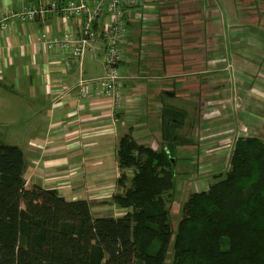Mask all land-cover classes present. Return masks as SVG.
I'll list each match as a JSON object with an SVG mask.
<instances>
[{
	"label": "crops",
	"instance_id": "1",
	"mask_svg": "<svg viewBox=\"0 0 264 264\" xmlns=\"http://www.w3.org/2000/svg\"><path fill=\"white\" fill-rule=\"evenodd\" d=\"M47 1L49 0H0V18L10 12H18L27 6ZM136 1L137 6L127 11L130 33L120 64L125 79L117 107L106 96L84 98L77 91L81 79L93 81L105 74L103 38L98 36L90 41L80 62H72L68 50L47 49L44 42L60 39L68 32L77 34V22H68L52 13H45L34 22L24 23L15 19L8 30L0 33V87L4 91L0 96V115L11 116L19 108L29 118L22 143L17 145L25 156L24 178L27 188L38 185L44 189L56 190L68 201L87 200L93 212L95 207L106 210L117 208L112 198L119 191V139L131 132L139 144L153 149L162 146V110L165 106L173 105L161 100L183 98L182 94L173 93L170 87L175 86L180 90L183 89L180 87L186 85V78H173L176 76L174 72L210 66L209 61L206 63L204 58V39L208 36L224 40L219 43L223 44V48L213 50L210 59L220 71L227 70L230 63L235 64L236 70L239 68L233 62L242 60L238 50L245 56L252 55L250 53L253 51L252 39L255 33L264 39V31H254L253 25L246 21L247 8L245 11L243 8L247 6L242 0ZM109 22L108 15L100 16L94 23L97 34ZM189 23L195 26L193 31L190 30ZM42 35H45V39L41 38ZM186 38H194L196 44L192 52L187 50L189 42L185 41ZM242 38L244 47L238 49L236 40ZM244 49L247 52L243 53ZM191 54L194 56L193 61L186 58ZM249 58L244 59L248 61ZM149 75L156 77L151 79ZM8 86L9 90L6 88ZM248 95L246 90L249 109L244 108L241 113L221 108L217 114L219 119L211 127L228 128L232 120L236 123L239 118L252 116L251 112L247 113L254 109L253 99ZM236 98L230 96V102L237 103ZM14 101L21 105H13ZM188 101L191 103L192 100L183 98L185 104ZM158 107H161L159 112ZM199 109L198 107V114ZM201 123L200 128L210 129L205 126V122ZM240 126L242 124L238 123L237 129L242 132ZM156 128L159 130L156 131ZM152 133L159 135L160 141L155 143L156 146L158 144L157 148L149 140ZM239 137L242 136H237L233 142ZM200 138H204V142L198 145L199 153H212L210 155L214 160L196 165L195 159L199 154L192 156V150L186 154L184 149L194 145L192 138L186 137L187 142L176 148L175 170L178 176L174 197L206 191L219 174L223 176L222 170L218 173L216 171L224 161L228 162L230 168L231 153H224V139H218L216 144L214 138ZM180 148L184 151L180 155L185 154L178 157ZM180 165L194 167L196 171H180L179 175ZM180 178H184V183L198 182V190L193 186L190 188L189 182L179 188L177 181ZM118 210L121 215L125 211L121 208Z\"/></svg>",
	"mask_w": 264,
	"mask_h": 264
},
{
	"label": "trees",
	"instance_id": "2",
	"mask_svg": "<svg viewBox=\"0 0 264 264\" xmlns=\"http://www.w3.org/2000/svg\"><path fill=\"white\" fill-rule=\"evenodd\" d=\"M161 115L159 149L131 132L119 139V217L27 188L23 151L0 143V264H165L169 253L171 264H264V142L237 138L229 170L181 204L174 227L176 148L187 142L178 130L191 115L173 106Z\"/></svg>",
	"mask_w": 264,
	"mask_h": 264
},
{
	"label": "rangeland",
	"instance_id": "3",
	"mask_svg": "<svg viewBox=\"0 0 264 264\" xmlns=\"http://www.w3.org/2000/svg\"><path fill=\"white\" fill-rule=\"evenodd\" d=\"M244 4H246L247 7L243 8L246 9V16H247V22L249 25H253L254 31L260 30L264 31V0H242ZM190 30L193 31L195 26L193 23H189ZM255 33V36H253V51L252 55L241 54L242 51L238 50V54L241 55L242 60L239 62H236L237 65H239L238 69H235V64H229L228 69L225 71H220L218 68L212 64L213 62L210 60L212 59V51L218 48H223V39H217L216 37L208 36L204 39V46L206 50L205 54V60L206 63L209 61V67L206 65L204 68H191L190 70L184 71H177L174 72V75H176L173 78H186V85H184L183 89L175 88V86L170 87L173 93L182 94L181 96H184L185 98H190V100H194V102L191 101L188 104L183 102L182 97H175L174 100L169 101L166 98H162L161 101L163 103H169L175 106L176 108H182L186 111L190 112L191 117L186 120L185 125L183 128H180L178 130V133L183 138H192L194 145L190 147H186L184 150L186 154L189 151L192 152V156H195L193 154H199L197 156V159L195 164H207L213 161L212 153H205L200 154L198 148V145L202 142H204V138L208 136V138H214L216 139V144H218V139H224V149L226 154H230L232 152L231 148L233 147V140L237 136L242 137H248V136H255L259 137L264 142V39L260 38V36ZM188 40V41H187ZM185 41L189 42V47H187L188 51H193V47L196 43H194V38H186ZM242 40H236V43L238 45V49H241V47H244ZM247 52L246 49L243 50V53ZM189 57L190 61H193L192 58L194 56H186V58ZM245 57H250L248 61H245ZM247 59V58H246ZM242 62V63H241ZM251 63V65H250ZM246 64L248 67H246ZM216 69H215V68ZM161 74V73H160ZM160 74H155L156 76H160ZM155 75L151 76L149 75L151 79H155ZM189 83V84H187ZM9 87V88H8ZM6 87L7 90L10 89V86ZM239 91H237L238 89ZM246 90H248L250 98L253 99V111H248L247 113L251 112L252 116L245 117V118H239L236 120V123L230 124V127L223 128V127H211L218 119H219V112L221 111V108L226 107V110L229 111H235L238 110L239 112H244V108H248V104L245 94ZM237 91V92H236ZM3 89L0 87V96L2 95ZM8 92V91H7ZM236 93V95H235ZM238 93V94H237ZM240 95V96H239ZM230 96L235 97L237 96L236 100L237 103L234 101L230 102ZM173 98V97H172ZM160 101V102H161ZM183 103H182V102ZM223 101V102H222ZM181 102V103H180ZM187 102V101H186ZM162 103V102H161ZM1 104V101H0ZM13 105H21L20 103L14 101ZM199 109V114L197 113V109ZM158 112L161 107H158ZM203 108V109H202ZM243 109V110H242ZM249 109V108H248ZM157 112V113H158ZM192 112V113H191ZM26 113L22 112L21 109H15L13 111V114L8 116H2L0 115V143L8 144V145H19L22 143L24 133L27 129L28 124L27 121H29L27 116H24ZM247 115V114H246ZM204 118V119H203ZM205 122V126H209V130L201 127V122ZM243 122V123H241ZM238 123L242 124V132L237 129ZM200 124V125H199ZM234 127V129H231ZM226 129H229L227 131ZM159 128H156V131H158ZM231 130V131H230ZM202 131V132H201ZM150 141L153 142L154 148L158 147L155 145L156 141L157 143L160 141L159 135H154L153 133L149 135ZM201 139V140H200ZM153 140V141H152ZM195 145L197 147H195ZM159 149V148H157ZM183 148L179 149L178 157L184 156L185 153L182 150ZM178 151V149H177ZM218 167L217 173L222 170V174L224 175L228 169L229 164L228 162H223L222 167ZM198 168V167H197ZM178 174L180 175V171H187L188 173H192L196 171V168L187 167L180 165L178 167ZM130 176V174H129ZM176 176L177 173H176ZM182 177V176H181ZM181 180L177 181V186L179 188L183 187L184 185H187L184 183V178H180ZM177 180V179H176ZM198 182L192 181L189 182L190 188L192 186L194 189L198 190V187H196ZM189 197L186 193L181 196L173 197V203L169 205L170 212H171V221L173 226L175 227L179 218H180V207L181 204ZM96 205V204H95ZM94 215L101 216V215H108L113 217H119L121 216L120 211L118 208L113 209H102L95 207L94 208ZM165 264H171V254L169 253L166 263Z\"/></svg>",
	"mask_w": 264,
	"mask_h": 264
},
{
	"label": "built area",
	"instance_id": "4",
	"mask_svg": "<svg viewBox=\"0 0 264 264\" xmlns=\"http://www.w3.org/2000/svg\"><path fill=\"white\" fill-rule=\"evenodd\" d=\"M136 6V0H67L62 2L49 0L1 17L0 33L8 30L15 19L24 23L34 22L37 17L45 13H52L68 22H77V34L68 32L63 34L60 39H50L44 42L47 49L63 48L68 50L72 62H80L90 41L95 40L98 36L103 38L105 74L93 81L81 79L78 82L77 91L84 98L106 96L112 100L113 106L117 107L125 79L120 70V64L123 61V49L129 42L130 33L127 11ZM105 14L109 16L110 22L100 34H97L94 23ZM41 38L45 39V35H42ZM69 66L67 67L69 68Z\"/></svg>",
	"mask_w": 264,
	"mask_h": 264
}]
</instances>
